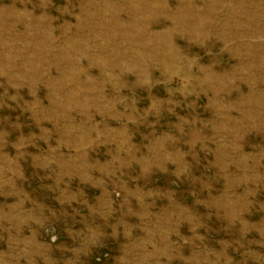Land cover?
<instances>
[{"label":"rangeland","instance_id":"rangeland-1","mask_svg":"<svg viewBox=\"0 0 264 264\" xmlns=\"http://www.w3.org/2000/svg\"><path fill=\"white\" fill-rule=\"evenodd\" d=\"M0 264H264V0H0Z\"/></svg>","mask_w":264,"mask_h":264}]
</instances>
